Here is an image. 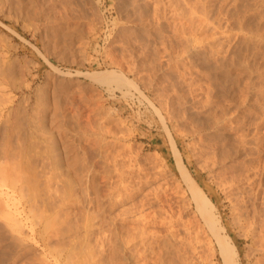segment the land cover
<instances>
[{
    "label": "rangeland",
    "instance_id": "obj_1",
    "mask_svg": "<svg viewBox=\"0 0 264 264\" xmlns=\"http://www.w3.org/2000/svg\"><path fill=\"white\" fill-rule=\"evenodd\" d=\"M262 26L264 0H0V164L3 161L4 169L7 166L9 174L13 173L10 177L18 173L19 177H14L20 180L15 185H21V181L26 185H21V196L11 192L13 177L4 181L6 186L0 184V199L4 202V192L9 193L11 209L20 221L19 227L12 229L0 214V264H71L78 259L75 255L67 259L73 249H78L83 264H106L103 257L107 253H100L97 244L101 217L107 236L105 248L113 242L111 230L117 232V243L124 246L127 229L136 233L135 227L159 228L151 224L143 227L140 212L145 210L150 220L157 214L153 216L156 221H166V212L157 206L140 211V197L126 194L120 185V173L127 190L130 184L146 179L151 186L164 185L165 192L160 193L163 206L180 221L176 226L180 254L187 251L188 256H184H190L193 264H223L217 246L211 248L213 237L202 226L194 203L191 205L185 186H181L170 136L198 182L209 191L247 264L245 253L251 240L233 221L241 207L245 211L247 197L241 191L242 183L230 180L234 171L228 161L217 159L223 149L221 133L233 134V138L247 131L251 141L256 138L258 142L251 143L256 150L248 156L258 167L264 165ZM234 61L240 65L235 67ZM229 68L233 70L225 73ZM105 69L122 73L139 90L129 85L130 91L125 94L126 86L120 88L115 82L107 85L86 74ZM245 95L247 99L243 100ZM251 106L258 112L253 113ZM222 111L221 125L217 115ZM236 114L240 115L234 119ZM218 125L223 126L221 130ZM56 147L61 153L54 151ZM4 149L12 157L1 155ZM56 152L65 161L63 168L52 165L60 159ZM82 172L93 175L96 186L95 192L86 184L88 189L84 191L91 199L88 207L82 203V190L77 185ZM260 194L259 207L264 206V189ZM149 199L154 200L152 195ZM262 206L259 209L264 213ZM120 211H124L123 216H118ZM116 223L120 225L115 228ZM160 230L162 242L167 224ZM140 239L136 234L127 246L135 243L143 249ZM195 244L196 252L192 250ZM89 251L95 252L92 262L83 258ZM124 251L127 255L128 250ZM179 252L176 248L172 255L178 258Z\"/></svg>",
    "mask_w": 264,
    "mask_h": 264
},
{
    "label": "bare ground",
    "instance_id": "obj_2",
    "mask_svg": "<svg viewBox=\"0 0 264 264\" xmlns=\"http://www.w3.org/2000/svg\"><path fill=\"white\" fill-rule=\"evenodd\" d=\"M172 1V0H170ZM229 3V2H228ZM253 4V3H252ZM226 5V4H225ZM256 5V4H255ZM221 7V6H219ZM256 7V6H255ZM244 8V7H243ZM262 12V11H261ZM225 13V12H224ZM199 14V13H198ZM262 15V14H261ZM248 16V15H247ZM262 19V18H261ZM198 20V19H197ZM196 20V21H197ZM259 20V19H258ZM236 21V20H235ZM198 23V22H197ZM245 24V23H244ZM252 25V24H251ZM258 25V24H257ZM261 25V24H260ZM225 26V25H224ZM249 26V25H248ZM229 27V26H228ZM264 27V26H262ZM238 29V28H237ZM227 30V29H226ZM241 30V29H240ZM253 30V28H252ZM236 32V30H235ZM229 33V32H228ZM227 33V34H228ZM238 33V32H236ZM249 33V32H248ZM225 34V33H224ZM235 35V34H234ZM248 36V35H247ZM228 38V37H227ZM243 40V39H242ZM254 40V39H253ZM218 41V40H217ZM221 43V42H220ZM230 44V43H229ZM251 46V45H250ZM218 50V49H217ZM236 50V49H235ZM246 50V49H244ZM219 52V51H217ZM244 52V51H243ZM242 52V54H243ZM250 52V51H249ZM221 53V52H220ZM233 54V53H232ZM241 54V55H242ZM218 55V54H217ZM234 55V54H233ZM220 56V55H219ZM235 56V55H234ZM242 57V56H241ZM240 57V58H241ZM234 58V57H233ZM245 58V56H244ZM237 59V58H236ZM239 59V58H238ZM235 60V59H234ZM218 61V60H217ZM225 61V60H224ZM227 61H228V58H227ZM221 64L223 62L219 61ZM241 62V61H240ZM218 63V62H217ZM219 63V64H220ZM224 63H227L226 61ZM233 63V62H232ZM231 63V64H232ZM235 63V61H234ZM237 63V61H236ZM233 64L235 65H240V64ZM264 63V62H262ZM220 64V65H221ZM228 64V63H227ZM249 64V63H248ZM247 64V65H248ZM246 65V66H247ZM254 65V64H252ZM218 66V64H217ZM224 65H221V67H223ZM230 66V64H229ZM251 66V65H250ZM257 66V65H256ZM254 66V67H256ZM226 67V66H225ZM238 67V66H237ZM245 67V66H244ZM243 67V68H244ZM249 67V66H248ZM252 67V66H251ZM253 67V68H254ZM189 68V67H188ZM227 68V67H226ZM250 68V67H249ZM249 68H246V69H249ZM257 68V67H256ZM259 68V67H258ZM2 70V68H0ZM57 69V68H56ZM218 69V67H217ZM224 69V68H223ZM227 70V69H225ZM233 69L229 68V71H225L226 72H230L232 71ZM245 70V69H244ZM251 73H252V70H250ZM58 72V71H57ZM220 72V71H219ZM247 72V70H246ZM245 71L242 73H246ZM264 72V71H262ZM60 73V72H59ZM86 73V72H84ZM249 72H247L248 74ZM250 73V74H251ZM65 74V73H64ZM90 78L94 79V80H97L99 82H104V83H107V85H109L110 83L112 82H115L117 86H126V91H125V94L129 93L130 91V87L134 86V88L136 90H139L138 87L134 84L133 81L129 80V78L125 77L122 73L119 74L117 73L115 70H110V69H105V70H100V71H93V72H87L86 73ZM230 74V73H229ZM228 74V75H229ZM232 74V73H231ZM75 75V74H74ZM241 75V74H240ZM232 76V75H231ZM234 76H237V75H234ZM249 76V74H248ZM230 77V76H229ZM241 77V76H239ZM238 77V80H240L241 78ZM223 78V77H222ZM235 78V77H234ZM232 78V79H234ZM246 78H249L246 76ZM250 79V78H249ZM221 80V79H220ZM236 81H238L237 79H234ZM246 80V79H245ZM235 81V82H236ZM234 82V83H235ZM240 82V81H238ZM114 83V84H115ZM239 84V83H238ZM115 85V86H116ZM130 85V87H129ZM227 85V84H226ZM234 85V84H232ZM237 83H235L234 86H236ZM264 85V84H262ZM234 86H230L234 88ZM223 87V85L221 86ZM219 87L221 90L222 88ZM225 87V86H224ZM226 88H229V87H226ZM225 88V89H226ZM232 88V89H233ZM224 89V90H225ZM231 89V90H232ZM111 90V89H110ZM220 90V91H221ZM227 90H230V89H227ZM226 90V91H227ZM248 90H251L248 88ZM254 90V89H253ZM262 90V88H261ZM225 91V92H226ZM233 91V90H232ZM256 91V90H255ZM222 92V91H221ZM224 92V91H223ZM225 92L223 93L225 95ZM249 92V91H248ZM262 93V91H260ZM230 93V91L228 92ZM244 93V92H243ZM250 93H253L250 91ZM257 93V92H256ZM242 94V93H241ZM264 94V93H262ZM227 96V95H226ZM229 96V95H228ZM232 96V95H231ZM244 96V95H243ZM242 96V99L244 100V98L247 99L246 96L248 95H245V97ZM235 98V97H234ZM255 98V97H254ZM228 99V98H227ZM230 99V98H229ZM233 100V97L231 98ZM241 99V100H242ZM257 99V98H256ZM259 99V98H258ZM239 100V99H238ZM224 101V100H223ZM227 102H230L227 101ZM260 102V100H259ZM242 103V101H241ZM2 104V103H1ZM222 105L224 103H221ZM231 104V103H230ZM232 104H234L232 102ZM244 104V102H243ZM3 105V104H2ZM236 105V104H235ZM247 105V104H246ZM226 107V106H225ZM230 107V106H229ZM233 107V105H232ZM252 109V112L255 113V112H258L256 111L255 107L253 108V106H251ZM259 108V107H258ZM257 108V109H258ZM224 109V108H223ZM231 109V108H230ZM234 110V109H233ZM243 110V109H241ZM260 110H261V107H260ZM1 111V110H0ZM262 111V110H261ZM259 111L261 114L262 112ZM225 111H222L220 112L218 115H217V123L218 124H221V123H224V122H221L222 121V117L223 115L225 114L224 113ZM228 112V111H226ZM233 112V111H232ZM239 112V111H238ZM237 112V113H238ZM251 112V111H250ZM244 113V112H243ZM259 113V114H260ZM246 114V113H245ZM244 114V116H245ZM249 114H252V113H249ZM248 114V115H249ZM228 115V114H227ZM230 115V114H229ZM240 114H236L234 119H236L237 117H239ZM242 115V114H241ZM253 115V114H252ZM234 116V115H233ZM255 116V114H254ZM24 117V116H23ZM225 118V116H224ZM251 118V117H250ZM261 118H264V115H262ZM17 119V118H16ZM15 119V120H16ZM19 119V118H18ZM230 119H233V117ZM229 119V122H232V120L230 121ZM246 119V118H245ZM256 119V118H255ZM22 120V119H21ZM20 120V121H21ZM240 120V119H238ZM244 120V119H243ZM262 120V119H261ZM224 121V120H223ZM228 121V120H226ZM234 121V120H233ZM236 121V120H235ZM8 122V121H7ZM6 123V122H5ZM9 123V122H8ZM240 123V122H239ZM243 123V122H242ZM247 123V122H246ZM10 124V123H9ZM19 124V123H18ZM241 124V123H240ZM248 124V123H247ZM250 124V123H249ZM16 125V123H15ZM222 125V124H221ZM221 125H218V130H221L223 126ZM236 126L239 125V124H235ZM242 125V124H241ZM14 126V125H13ZM23 126H24V123H23ZM235 126V127H236ZM256 126V125H255ZM258 126V125H257ZM6 127V126H5ZM22 127V126H20ZM237 127H242V126H237ZM236 127V128H237ZM247 127V126H246ZM254 127V125H253ZM216 128V127H215ZM19 129V128H18ZM233 131L236 130L235 128H231ZM240 129V128H239ZM239 129H237L239 131ZM6 130V129H5ZM4 130V131H5ZM17 130V129H16ZM41 130V129H40ZM47 130V129H46ZM241 130V129H240ZM242 131V130H241ZM239 131V132H241ZM257 131V130H256ZM259 131V129H258ZM13 132V131H12ZM11 132V133H12ZM16 132H19V131H16ZM42 133V131H40ZM50 132V130H49ZM168 132V131H167ZM170 132V131H169ZM169 132H168V135H169ZM230 132V131H228ZM237 132V131H236ZM243 133L237 134L236 137L233 136V138L229 135V134H224V133H221L222 136L224 137L223 139V144H222V147L223 149H220L222 151H220L219 153V156L218 157L219 159H217V161L219 162H225L226 160V163L228 161V163L230 164L229 166H231L232 170L234 171L232 175V178L230 177V180L232 179L234 181H236L235 183H242L240 186H241V191L243 190L244 191V194L245 196L244 197H247V199L243 202L244 206L245 207V211L243 210V208L241 207L240 210L236 213L233 221L235 223V225H237L241 230L244 231L245 233V237H247L249 240H251V243L248 247V250L246 251L245 253V256L247 258V264H264V217H262V220L259 219V217L261 215H264V213H261L260 212V206L257 205V202H258V199H260V193L262 191V189H264V187H262V184H264V182H262V180H264V165H261L260 167H258V163L256 164L254 161L255 159H251L250 156H248V154L250 155L251 152H253V147L252 145H257V141H256V138H254V141L252 140L251 141V138L248 137V133L247 131H245V134L244 131H242ZM10 133V132H9ZM14 133V132H13ZM46 133V132H45ZM216 133V132H215ZM256 133V132H255ZM260 133V132H259ZM18 134V133H16ZM23 134V132H22ZM253 134V133H252ZM257 134V133H256ZM10 136V134H9ZM8 136V137H9ZM19 136V135H18ZM24 136V135H23ZM214 136V135H213ZM252 137V135H251ZM255 137V136H254ZM258 138V137H257ZM11 139V138H10ZM9 139V140H10ZM19 139H21L19 137ZM170 139H171V147H172V152H173V155H174V160H175V167H176V170H177V173L179 174V180L181 182V186H185L183 189H184V192H187V195H189V200H190V203L192 205V203H194L195 205V211H197V213L199 214V217L201 218V221H202V226L205 225V227L207 228V231L210 232V235L213 237L214 239V247L211 246L212 249L215 248V245L217 246L216 249L217 252H219V255L221 256L222 258V263L223 264H244L243 263V258L241 257V254H240V251H239V248L237 247L234 239L231 237V235L228 233V230L223 222V217L222 215L219 213L215 203L213 202L211 196H210V193L209 191H207L197 180V178L194 176L192 170L190 169V164L189 162H187L185 159H183L182 157V154H181V151L180 149L178 148V146L176 145L174 139L170 136ZM3 140V139H2ZM8 140V138H7ZM17 140V138H16ZM259 140V138L257 139ZM4 141V140H3ZM13 141V140H12ZM31 141V140H30ZM53 140H51L52 142ZM261 141V140H260ZM1 142V141H0ZM11 142V141H10ZM15 142V141H14ZM23 142V141H22ZM5 143V142H4ZM9 143V142H8ZM31 143V142H30ZM53 143V142H52ZM252 143V145H251ZM254 143V144H253ZM11 144V143H10ZM17 144V143H16ZM56 144V143H55ZM216 144V143H215ZM9 145V144H8ZM20 145V144H19ZM51 145V144H49ZM251 145V146H250ZM260 145V144H258ZM34 146V145H33ZM53 146V145H52ZM51 146V147H52ZM218 146V145H217ZM221 146V145H220ZM261 146V145H260ZM260 146H256V147H260ZM7 147V146H6ZM17 147V145H16ZM219 147V146H218ZM222 147H219V148H222ZM5 148V147H4ZM19 148V147H18ZM49 148V147H48ZM3 149V148H2ZM52 149V148H51ZM55 150L54 151H58L57 147L54 148ZM63 150V149H62ZM256 150V149H255ZM5 151V149H4ZM9 151V150H8ZM16 151V150H15ZM14 151V152H15ZM21 151V150H19ZM60 151V150H59ZM58 151V152H59ZM65 152V150H63ZM1 152V151H0ZM3 152V151H2ZM12 152H13V149H12ZM18 152V151H17ZM16 153V152H15ZM54 152H52L53 154ZM61 153V152H59ZM255 153V152H254ZM11 154V152H10ZM6 151L4 152V154H1L7 158H9V155ZM18 154V153H16ZM51 154V155H52ZM57 156L59 155L57 152H56ZM212 154V153H210ZM14 155V154H13ZM20 155V154H19ZM61 155V154H60ZM64 155V154H63ZM215 155V154H214ZM254 155V154H253ZM11 156V155H10ZM56 156V157H57ZM239 156H241V158L239 159ZM259 156V155H258ZM12 157V156H11ZM17 157V156H16ZM19 157V156H18ZM17 157V159H18ZM55 157V155H54ZM59 157V156H58ZM216 157V155H215ZM4 158V157H3ZM13 158H15V155L13 156ZM22 158V157H21ZM20 158V159H21ZM24 158V157H23ZM60 158V157H59ZM256 158V157H255ZM25 159V158H24ZM5 160V158L3 159ZM10 160V159H9ZM58 160V162H54V163H57V165L55 166L54 164H52L54 167H57L58 165H62V168L64 167L65 165V161L63 162V158H60V159H56V161ZM257 160V158H256ZM259 160V159H258ZM257 160V161H258ZM31 162V160H28ZM48 161V160H47ZM50 161V160H49ZM71 161V159H70ZM260 161V160H259ZM3 162V161H2ZM2 162L0 164V184L2 186H6L4 184H6V182L8 181H11V180H6V179H12L14 180L16 177L15 174H17L16 176H18V173L14 171V176H11L10 175H13V173L9 174V172L7 171V166L3 163L4 166H6V170L4 169V167L2 166ZM10 162V161H9ZM21 162V161H20ZM53 162V161H52ZM83 162V161H82ZM80 162V163H82ZM13 163V162H11ZM15 163V162H14ZM17 163V162H16ZM24 163V162H23ZM29 163V162H27ZM25 164V165H29V164ZM67 163V162H66ZM78 163V162H77ZM200 163V162H199ZM227 163V164H228ZM232 163V164H231ZM262 163V162H261ZM18 164V163H17ZM15 164V167L16 165ZM48 164V163H47ZM50 164V163H49ZM64 164V165H63ZM70 164V163H68ZM75 164V163H74ZM73 164V165H74ZM85 164V163H84ZM256 164V165H255ZM51 165V166H52ZM200 165V164H199ZM8 166H11L13 167V165L9 164ZM23 166V165H21ZM32 166V164H31ZM44 166V165H43ZM50 166V165H49ZM52 166V167H53ZM70 167V165H68ZM68 166H66V169L69 168ZM10 167V168H11ZM19 167V165H18ZM18 167H16L17 169H19ZM27 167V166H26ZM30 167V166H29ZM33 167V166H32ZM59 167V166H58ZM9 168V167H8ZM9 168V169H10ZM15 168V169H16ZM22 168V167H21ZM37 168V167H36ZM8 169V170H9ZM12 169V168H11ZM28 169V167H27ZM65 169V168H64ZM65 169V170H66ZM75 169V168H74ZM81 169V168H80ZM90 169V168H89ZM23 170V169H22ZM20 170V171H22ZM51 170V168H50ZM70 170H73L72 168H70ZM68 170V172L70 171ZM18 171V170H17ZM82 171V170H81ZM86 171H89L90 170H86ZM92 171V170H91ZM19 172V171H18ZM26 172V171H25ZM31 172V171H30ZM55 172V171H54ZM71 172V171H70ZM77 171H75L76 173ZM95 172V171H94ZM21 174H24L23 172H20ZM31 173H34L35 172H31ZM51 173V172H50ZM53 173V172H52ZM62 173V172H61ZM232 173V172H231ZM67 174V173H66ZM78 174V173H77ZM81 174V173H80ZM121 174V177H120V185L124 186L125 188V191H126V194L129 195V196H138L140 198H138V202H139V207H140V211H143L144 209H150V208H153L155 206L157 207H160V211H165L166 212V216H165V219L166 221H164V219L161 218L162 215H158L160 219V221H156L154 219H156V215L157 214H153V216L155 217H151L152 219L150 220L146 215H144L145 213V210H144V213L140 212L141 216H142V221H143V227L144 226H147V224H151L153 225V227H156L158 226L159 228H156V229H149V230H146L142 227H135L134 230L136 231L133 232L132 230L130 229H127V234L126 236L123 238L124 242H125V245L122 246L119 245L117 243V232L114 230V233L112 232L113 230H111L110 232V238L113 239V242H111L107 248H105V238L107 237L106 234H105V227H104V218L101 217V222H100V225H101V233H100V240H99V243L97 242V244H99V252L100 253H103V252H106L107 254L104 255V259H105V263L106 264H121V260H124V264H131V261H134V264H193V262H191V260L189 259V257H185V256H188L186 255L187 251L186 252H182V254H180L179 252V249H178V244H177V241H178V238L179 236L177 235V232H176V226L178 225V219L176 217H174V214L172 215V212H170L169 208H166L165 210V207L163 206V200L161 198V195L160 193L162 194V191L165 192V187L164 185H158L157 186H151V181L146 179V180H141V181H138V182H134L133 184H130V189L127 190L126 186L124 185V180H125V177L123 176V173H120ZM118 174V175H120ZM171 174V173H170ZM20 175V174H19ZM25 175L27 176V178L29 179V176L27 175V172L25 173ZM33 175V174H32ZM56 175V174H55ZM58 175V174H57ZM79 175V174H78ZM23 177V175H20ZM19 177V176H18ZM33 177V176H32ZM36 177V176H35ZM53 177V176H51ZM50 177V178H51ZM49 178V177H48ZM19 179V178H18ZM18 179H15V181H12L9 183L10 185V189H11V192L12 194L15 195V192H18L19 195H23L22 194V191H23V188L22 186L24 185L21 181V185L17 186L15 185L16 182L18 181ZM24 179V178H23ZM55 179V178H54ZM76 179V178H75ZM6 180V182H4ZM20 180V179H19ZM50 180V179H49ZM60 180V179H59ZM229 180V181H230ZM241 180L243 182H241ZM35 181V180H34ZM76 181V180H75ZM227 181V182H229ZM15 182V184H14ZM27 181H25V184H28V182L26 183ZM58 182V181H57ZM96 182V181H95ZM13 183V185H12ZM62 183V182H61ZM231 183V182H230ZM79 184V185H78ZM84 185V187H81V185ZM86 184H89L88 186H92V188H94L95 192H96V186L94 184V176L91 175V174H82L78 177L77 179V185L80 186L79 188H81L82 190V193H80V199L82 200V203H84V206L88 207L89 206V200L91 199H88L87 195H86V191H84L85 189H88L87 188V185ZM233 184V183H231ZM239 185V184H238ZM26 186V185H24ZM28 186V185H27ZM121 186V187H122ZM239 186V187H240ZM9 188V187H8ZM28 188V187H26ZM25 188V190H26ZM30 188V187H29ZM7 189V188H6ZM31 189V188H30ZM57 189V188H56ZM120 189V188H119ZM175 189V187H174ZM24 190V191H25ZM34 190V189H33ZM79 190V189H78ZM80 190V191H81ZM4 191V189L2 190ZM178 191V190H177ZM180 191V190H179ZM242 191V192H243ZM10 192V191H9ZM10 192V193H11ZM27 192V191H26ZM77 192V191H76ZM1 193V192H0ZM25 193V192H24ZM3 194V193H2ZM118 194V193H117ZM4 195L5 197H7V199H5V201L3 202L1 199H0V214H1V217L3 216V219H5L7 222L6 224L8 223L9 225L8 226H11L12 229H15L16 227H19L18 224H20L19 220L17 217H15V214H14V211L13 209H11V203L10 201L11 200V197L9 195V193L7 191L4 192ZM141 195V196H139ZM153 196L154 200H151L149 199V196ZM177 195V194H176ZM236 195V194H235ZM238 195V194H237ZM250 195H253L251 197H253V201L251 202L249 199L251 198ZM13 196V195H12ZM24 196V195H23ZM15 196H13L14 198ZM19 197V196H17ZM116 197H119V195H117ZM22 198V197H21ZM79 198V197H78ZM177 198V197H176ZM180 198V197H179ZM233 198V197H232ZM231 198V199H232ZM19 199V198H18ZM230 199V200H231ZM13 200L16 201V198H14ZM25 200V199H24ZM30 200V199H29ZM183 200V199H182ZM262 200V199H261ZM118 201L121 203L123 201V198H118ZM117 201V202H118ZM18 202V200H17ZM20 202V200H19ZM188 202V201H187ZM15 203V202H14ZM189 203V204H190ZM19 203H17L18 205ZM13 207H14V204H12ZM16 205V204H15ZM234 205V204H233ZM169 206V205H168ZM170 207V206H169ZM264 207V206H262ZM16 208V207H15ZM239 208V207H238ZM155 209V208H153ZM168 209V210H167ZM171 209V207H170ZM16 210H19V209H16ZM152 210V209H150ZM233 210V209H232ZM264 210V209H262ZM149 211V210H148ZM155 211V210H153ZM172 211V210H171ZM157 212V211H156ZM155 213V212H154ZM174 213V212H173ZM194 213V212H193ZM235 213V211H234ZM17 214H18V211H17ZM120 214L121 215H118V216H123L124 214V211L121 212L120 211ZM195 214V213H194ZM252 214V215H251ZM148 215V214H147ZM251 216V217H248V216ZM157 216V218H158ZM178 217V216H177ZM195 217V216H194ZM193 217V218H194ZM56 218V217H55ZM123 217H121L122 219ZM164 218V217H163ZM168 219V220H167ZM198 219V218H197ZM48 220L47 219V224H48ZM55 221V220H54ZM157 222H160L158 223L159 225H157ZM180 222V221H179ZM50 223V222H49ZM56 223V222H55ZM54 223V224H55ZM198 223V222H197ZM196 223V224H197ZM200 223V222H199ZM166 225L167 224V232L165 234V238L163 239L162 242H160V237L163 236V233L161 232L160 230V227L162 225ZM116 225L117 223L114 225V227L116 228ZM120 225V224H118ZM117 225V227H119ZM46 226V225H45ZM188 226V225H187ZM200 226V227H202ZM47 227H49L47 225ZM89 227V226H88ZM258 228V229H257ZM17 229V228H16ZM192 229V228H191ZM238 230V229H237ZM206 231V230H205ZM258 231V232H257ZM261 232V233H260ZM194 233V232H193ZM134 234V235H133ZM138 235L141 239H140V243L143 244V249L140 248L139 246L140 245H137V244H132L130 246H127V244L129 245V242L131 241V238H133L135 235ZM209 234V233H208ZM194 235V234H193ZM196 236V235H195ZM183 237V236H182ZM186 238V237H185ZM183 238V239H185ZM246 238V239H247ZM109 239V240H111ZM213 239L210 238V241H213ZM190 240V239H189ZM180 241V239H179ZM184 241V240H183ZM121 242V241H120ZM187 242V241H186ZM200 242V241H199ZM181 243V242H180ZM188 243V242H187ZM186 243V244H187ZM212 243V244H213ZM211 245V244H210ZM177 246V247H176ZM190 247V246H189ZM177 248V252H179V254H177L178 258L175 257V255H172V253L174 252V250ZM180 248V247H179ZM197 248L196 244L195 246L192 248V250L195 251V249ZM210 248V247H209ZM182 249V248H181ZM180 249V250H181ZM124 250H128V254L126 255V252ZM185 251V250H184ZM192 253H194L193 251H191ZM94 253L95 252H92V251H89V256L86 255V253L83 255V258L84 259H89V261L92 262V258L94 256ZM186 253V254H185ZM80 254V253H79ZM78 249H73V250H70L68 255L66 256L68 260H71L73 259L74 255L75 257H77L78 259H75L72 260L71 264H83V259H80L81 256H78ZM175 254V253H174ZM185 254V256H184ZM191 254V253H190ZM189 254V255H190ZM181 255H183L185 258L182 259ZM203 255V254H202ZM152 256H154L152 258ZM201 255H199L200 257ZM214 256V255H212ZM193 257V255H192ZM195 257V255H194ZM211 257V255H210ZM149 258V259H148ZM140 259H143V262L140 263ZM194 259V258H192ZM196 259V258H195ZM194 259V260H195ZM197 260V259H196ZM198 261V260H197ZM201 261V260H200ZM199 262V261H198ZM197 262V263H198ZM202 262V261H201ZM211 263L210 264H215V263H212V261H210ZM201 264V263H199Z\"/></svg>",
    "mask_w": 264,
    "mask_h": 264
}]
</instances>
